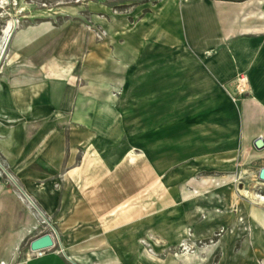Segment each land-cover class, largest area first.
<instances>
[{
	"label": "rangeland",
	"instance_id": "obj_1",
	"mask_svg": "<svg viewBox=\"0 0 264 264\" xmlns=\"http://www.w3.org/2000/svg\"><path fill=\"white\" fill-rule=\"evenodd\" d=\"M188 4L191 0H0V77L10 21L16 20V31L46 21L58 31L84 30L86 50L78 62L92 49L88 72L94 85L87 96L95 109L107 108L113 117L101 120L104 133L94 121V167L79 187L97 211L94 222L109 233L119 226L114 234L123 236L136 264H264V204L240 194L264 197L257 166L241 157L240 137L228 134V119L217 108L218 86L202 79L197 93L192 81L181 83L179 68L188 56L182 52L193 56L181 20ZM208 57L200 59L202 69ZM166 70L173 73L166 82L174 84L161 87L164 81L157 78ZM151 81L157 89L145 95ZM221 88L229 97L234 91ZM3 122L8 120L0 116ZM130 152L137 155L133 160ZM2 186L19 191L0 138ZM196 191L205 198L195 200Z\"/></svg>",
	"mask_w": 264,
	"mask_h": 264
},
{
	"label": "crops",
	"instance_id": "obj_2",
	"mask_svg": "<svg viewBox=\"0 0 264 264\" xmlns=\"http://www.w3.org/2000/svg\"><path fill=\"white\" fill-rule=\"evenodd\" d=\"M237 1L191 0L184 7L181 20L194 57L182 52L192 64L181 65V81H192L197 93L204 79L218 86V112L228 119V134L240 137L241 157L253 160L261 185L264 149L254 142L264 141V4ZM84 37L77 27L58 31L46 21L17 30L8 44L0 77V116L8 122L0 124V138L19 191L0 190V264H136L123 236L114 234L121 228L104 232L85 201L89 195L79 191L93 166L94 121L113 118L87 96L92 49L78 62ZM203 55L210 56L204 69ZM239 76L249 94L234 104L221 86H234ZM96 126L106 132L102 123ZM42 219L59 233L54 248L38 255L30 243L40 237L34 228Z\"/></svg>",
	"mask_w": 264,
	"mask_h": 264
},
{
	"label": "bare ground",
	"instance_id": "obj_3",
	"mask_svg": "<svg viewBox=\"0 0 264 264\" xmlns=\"http://www.w3.org/2000/svg\"><path fill=\"white\" fill-rule=\"evenodd\" d=\"M14 21H16V20H14ZM14 21H10L9 23H8V27H7V29L5 30V33L7 34V43H9L10 42V40H11V38H12V36H13V33H15V29H16V22H14ZM166 33V32H165ZM167 36H168V34H166ZM5 42V43H6ZM9 46V45H8ZM3 47H5L4 45H3ZM2 50V49H1ZM166 51V50H165ZM2 52V51H1ZM5 52V51H4ZM116 52V51H115ZM3 53V52H2ZM6 53V52H5ZM119 54V53H118ZM114 55V54H113ZM112 57H114V56H112ZM115 62V61H114ZM120 65V64H119ZM119 68H120V66H119ZM180 69V68H179ZM184 69V68H183ZM182 69V70H183ZM119 70V69H118ZM172 72H169L168 70H166L163 74L161 73L160 74V76L157 78V79H159V80H163L164 82H163V84H161V87L162 86H164V87H166L167 85H172V84H174V83H171V82H166V81H168V80H170V78H172L173 77V73L171 74ZM118 75V74H117ZM180 75V77H183V75L180 73L179 74ZM155 77H156V75H154ZM149 79L151 80L152 78H153V73L152 74H150L149 75ZM89 82V81H88ZM150 84H151V86H150V89L145 93V95L146 94H151V93H153V91L155 90V89H157V87L155 86V83L153 82V81H151V82H149ZM181 83H182V81H181ZM94 86V85H93ZM158 86H160V85H158ZM182 86H184V85H182ZM102 89V88H101ZM104 89H105V87H104ZM113 90H114V88H113ZM113 90H112V92H113ZM111 92V91H110ZM91 93V92H90ZM105 93V92H104ZM107 93V92H106ZM183 95L184 94H179V95H177V96H179V97H182L183 98ZM94 98H96V97H94ZM90 100V99H89ZM93 100V99H92ZM93 107V106H92ZM94 109V108H93ZM104 110V109H103ZM111 110V109H110ZM105 111H106V109H105ZM108 111V110H107ZM103 112V111H102ZM107 114V113H106ZM84 117V116H83ZM104 117V116H103ZM81 118V117H80ZM79 118V119H80ZM99 123H101V122H99ZM92 154V153H91ZM135 156H137V155H134L133 154V152H130L129 153V155H128V157L131 159V160H133L134 158H135ZM84 167V166H83ZM92 167V166H91ZM94 167V166H93ZM91 170V169H90ZM71 171V170H70ZM89 172H91V171H89ZM89 172H88V174H89ZM215 183H217V182H215ZM259 186V185H258ZM154 193V192H153ZM159 193V192H158ZM155 194H156V192H155ZM195 196H194V198H195V200H197V199H201V198H205V195H206V193H200V192H198V191H196L195 193ZM240 194L242 195V196H245V197H247V198H249L250 200H251V202L253 203V204H257V206L258 205H263L264 204V197L263 196H261L259 193H257V192H252V191H247V190H242L241 192H240ZM154 195V194H153ZM210 197H213V194L210 196ZM192 198V197H191ZM236 200V199H235ZM185 202H188V199L185 201ZM134 203V202H133ZM136 203V202H135ZM251 203V204H252ZM137 206V205H136ZM252 206V205H251ZM125 207V206H124ZM131 208V207H130ZM252 208V207H251ZM253 209V208H252ZM199 212H203V210L200 208L199 210H198ZM252 213V212H251ZM256 214V213H255ZM253 216V215H252ZM264 217V216H263ZM253 218V217H252ZM260 219V218H259ZM113 220V219H112ZM264 220V219H263ZM115 222V221H114ZM262 222V221H261ZM259 224V223H258ZM107 225V224H106ZM158 243V242H157ZM160 244V243H159ZM183 244V243H182ZM187 248H185V250H186ZM148 256V255H147ZM152 257V256H151ZM186 260H188V261H190L191 259L190 258H187Z\"/></svg>",
	"mask_w": 264,
	"mask_h": 264
},
{
	"label": "built area",
	"instance_id": "obj_4",
	"mask_svg": "<svg viewBox=\"0 0 264 264\" xmlns=\"http://www.w3.org/2000/svg\"><path fill=\"white\" fill-rule=\"evenodd\" d=\"M231 87L233 88L234 91L230 92L229 94H230V97L234 103L240 102V100L243 97H245L247 94H249V88H248L247 80L245 77L239 76L238 78H236L235 85L231 86ZM47 225H48V223L46 222V220L42 219V221H40L38 226L34 228V231H38L39 229H43V231H41V233H40V237L45 235V234H49V235H51V237L55 243V240L58 238V233L53 228L50 231H48ZM42 252L43 251H39L36 254L41 255Z\"/></svg>",
	"mask_w": 264,
	"mask_h": 264
},
{
	"label": "water",
	"instance_id": "obj_5",
	"mask_svg": "<svg viewBox=\"0 0 264 264\" xmlns=\"http://www.w3.org/2000/svg\"><path fill=\"white\" fill-rule=\"evenodd\" d=\"M254 147L257 150H263L264 149V141L262 139H258L254 142ZM259 180L264 183V168L260 170L259 173ZM55 243L49 234H45L41 237L36 238L30 243V250L33 253H37L39 251H45L48 249L54 248Z\"/></svg>",
	"mask_w": 264,
	"mask_h": 264
}]
</instances>
